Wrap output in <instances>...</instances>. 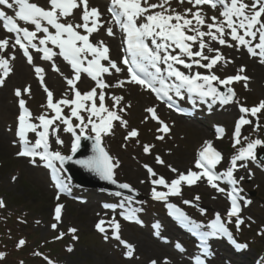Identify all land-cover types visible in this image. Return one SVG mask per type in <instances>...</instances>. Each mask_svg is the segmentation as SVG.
<instances>
[{"label":"snow or ice","instance_id":"1","mask_svg":"<svg viewBox=\"0 0 264 264\" xmlns=\"http://www.w3.org/2000/svg\"><path fill=\"white\" fill-rule=\"evenodd\" d=\"M184 2L185 0H179V3ZM187 2L192 4L195 11L188 8L183 13L177 12L171 8L170 0H159L158 3H149V0H111L108 11L116 24L127 34L126 51L131 56L129 58L128 55H125L122 59V64L126 66L128 72L127 79L109 85L103 79L104 74H111L113 70L120 73L124 69L111 59L110 49L103 40L97 43L91 42L90 36L99 32L104 24L101 20L102 13L98 8L90 7L89 0H48L49 7L47 8L31 2V0H0V6L17 9L14 15H8L3 7H0V20L3 21L4 29L15 34L11 44L7 37L0 39V72H2L0 85L4 84L5 78L11 73L10 62L15 59L14 52L10 56L2 55L9 47L22 49L30 64L33 62L30 48L42 53V58L45 60H52L54 56L60 55L74 70L71 78L65 77L69 90L73 94L72 98H69L68 93H65L62 98L54 101L53 92L46 85L44 86L47 93L46 106L54 111V115L49 117L47 113H42L35 118L39 123L31 122V112L25 106L26 101L23 98L19 99L21 112L18 116L17 135L22 141V150L17 155L30 157L33 164L36 163L38 157L53 170L54 174H58L61 168H57L54 162L58 161L63 166L67 161L72 160V155H64L60 151H51L49 137L50 135L55 136L56 142L63 145L64 141L60 139L58 134L60 126L63 124V131L71 133L74 137L71 144L73 154L80 148L82 137L94 142L93 155L87 159L77 160L76 163L96 172L102 179L115 184L117 181L114 178V169L118 164L113 163V157L102 146V139L104 134L111 132L114 121H119L124 126H127L128 122L120 114L125 111V108L120 107L123 97L113 94L110 97L113 105L109 109L105 104L106 93L104 89L124 87L125 83L137 84L145 90L155 93L157 98L167 103L170 108L174 106V97L183 98L186 94L189 98L197 97L204 102H208V98H211L213 103L219 101L221 104H228L233 101L236 94L234 89L228 85L241 80L246 82L249 77L240 74L245 71L244 67H241L236 75H230L224 79L212 72L211 69L219 62L223 61L225 65L231 62L224 58L219 48L212 47V42L229 47L243 46L247 48L251 56L259 57L264 63V0H251V3L245 2V0H187ZM204 5L210 6L212 9L220 7L222 9L220 15L206 19L207 14L203 11ZM77 9L81 10L80 23L62 22V18L72 16L74 10ZM155 9L159 10L154 11ZM17 19L34 25V30L22 27ZM209 20L211 22H208ZM50 28L55 29V31H51ZM205 28L206 31L203 30ZM38 33L44 35L39 36ZM107 33L108 35L114 34L112 27L107 28ZM49 43L58 47L59 52L57 53L52 47H49ZM205 50L208 53H214V55L206 54ZM105 61L107 64L103 63ZM178 66H183L188 71H182ZM194 66L209 71L206 74L200 71L193 72ZM53 69L59 71L55 65H53ZM35 72L43 84L44 69L36 66ZM81 73H86L91 77L95 81L96 87L81 93L76 87L81 78ZM217 85H224L227 91H221ZM245 86H247L246 83ZM97 88L100 89L99 92H97ZM24 91L29 92L30 89L26 88ZM15 94L17 97H22L20 89H17ZM97 99L100 102L99 106L96 103ZM193 103H195L194 99ZM65 107L69 109L70 115L63 114ZM177 110L182 111L178 106ZM262 110H264V101L250 109L244 106L240 107L242 115L235 124L234 146L241 144L242 126L253 123L251 119L247 118L248 115L256 118L254 131H259L261 125L258 114ZM82 111L87 115V119H85V115L81 114ZM146 111L160 123L161 128L158 131L163 133L170 131L168 125L157 116L155 107H149ZM73 117L78 123L73 124ZM57 121L60 123H56ZM29 132L35 133L38 137L34 143L28 140ZM217 133L218 138H222L224 129L218 127ZM137 136L138 131L133 129L128 133L126 139ZM158 138L163 139L164 137L161 135ZM243 140L246 141V144L231 157L230 166L223 171L218 172L216 170L223 156L213 147L210 140L205 141L198 152L195 168L199 171L189 169L186 174L179 173L175 179L169 182L163 176L157 177L155 171L150 166L145 165L150 176L154 177L151 180L152 185H154L152 188L153 198L166 201L169 195L181 194L182 183L191 186L202 179L219 192H225L226 190L220 187L218 182L226 180L232 186L231 191L227 193L231 201L227 216L229 219L235 216L237 227H239L243 223L239 217L242 199L240 193L243 189L238 185L240 180L244 178L240 177L237 180L234 173L238 169L246 167L247 161H257V149L264 148V139L259 137L255 139L243 137ZM149 150L150 146L146 145L144 151L149 152ZM157 162L164 163L159 157ZM171 171L175 173L177 169L172 168ZM59 186L64 188L63 184ZM119 186L122 189H131V185L127 183ZM155 186H164L168 191H158ZM195 199L199 200L200 197L196 196ZM184 203L192 202L185 200ZM244 203L250 204L251 201L244 200ZM3 206V200H0V207ZM105 207L115 206L105 205ZM168 207L173 209L172 214L177 219L189 224L193 223L176 205L169 204ZM62 208L63 205L58 204L56 206L55 219L57 221L60 220ZM122 215L125 216V219H137L135 210L127 214L122 213ZM105 223L104 220H100L96 225L101 233L107 232L106 227H104ZM52 227L56 228V224H53ZM108 227L113 230V238L127 248L126 255L131 257L134 246L121 238L120 223L113 219L108 222ZM160 227L159 223L154 225L157 230ZM200 228V225H196L205 254L209 248L207 241L210 237H227L236 248L247 247L246 244L236 241L219 213L211 222L210 231H199ZM70 231L75 233L76 229L72 228ZM62 235L63 233H61ZM157 235H159V231H157ZM108 238L105 235V239ZM24 243V240L19 241L20 246ZM177 247L182 248L180 244H177ZM4 255V253H0V257ZM196 261L197 264H206L205 259L201 256H197ZM49 264H53V262L49 261ZM152 264H156V261H152Z\"/></svg>","mask_w":264,"mask_h":264},{"label":"rangeland","instance_id":"2","mask_svg":"<svg viewBox=\"0 0 264 264\" xmlns=\"http://www.w3.org/2000/svg\"><path fill=\"white\" fill-rule=\"evenodd\" d=\"M200 70L206 73L209 71L204 68ZM211 71L219 74L221 78L235 74L229 70L222 72L213 69ZM37 88V91L25 96L28 99V105L35 114L46 107L44 92L40 85ZM231 88L236 94L235 100L231 104L250 106L259 105L261 101H264V80L247 86L239 81ZM14 89V87L9 89L12 95H14ZM113 94L123 97L120 107L125 108V111L120 114L128 123L127 126H124L118 122L112 134L104 135L105 142L103 141V144L110 156L113 157V163L118 164L114 169L115 180L121 184L131 185V189L126 190L136 192L137 196L100 188L96 190L104 191L107 197L99 194V200L113 205L112 195L126 196L140 203L139 211L135 215L141 216L143 220L144 217L145 220H148L152 216H155L159 221L164 220L166 212L170 213L165 209L164 201L153 200L150 193L142 196L132 186L127 169L135 174L142 172L148 176L147 168H144V165H148L158 174L167 177L169 181L175 175L168 168L170 166L181 168L188 162H193L195 152L203 143L205 136L201 132L193 130L192 127L183 126L180 123L175 126L171 124V127L173 126L172 133L163 135L158 131V126L149 119L144 106L138 101L142 91L128 85L118 87L116 91L107 90L106 97L109 99L110 109L113 105L110 97ZM7 102L9 103V100ZM13 106L15 107V117L18 110L16 97H14ZM10 116L11 110L6 109L0 103V136H2L0 138V200L4 202V206L0 207V253L5 254L0 257V264H49V261H52L53 264H140L142 261L147 262L144 260L145 254L140 249L139 252L135 251L136 253L128 257L127 249L125 252L123 245L113 238V230L108 227V222L115 219L114 217L105 220L104 227L107 232L101 233L89 219L84 207H80L69 197H64L61 201L55 199L56 195L53 193L55 191L50 190L45 168L37 161L33 164L31 160L17 155L19 153L18 145L16 142L14 144L11 138L4 140L3 135L10 137L14 134L16 118ZM258 116L261 125L259 131H254L255 123L248 126L242 136L241 145L237 148L232 147L226 139L217 141L227 156L222 166L223 170L230 166V159L238 149L246 144L243 137L264 139V110ZM254 119L256 120L255 117ZM168 121L172 122V120ZM180 125L182 127H179ZM133 129L138 131V136L126 139L128 131ZM161 135H163V139L158 138ZM209 136V139H214L211 130ZM59 137L64 143L63 145L58 144L54 136L52 139L53 150L60 151L64 155L72 154L71 137L64 132H60ZM146 145L150 146L149 153L144 151ZM261 149L263 148L257 149V155ZM158 157L164 161L163 164H156ZM60 168L63 171L62 167ZM244 168L247 173L242 175L244 179L240 180V187L243 189L241 193L244 200H250L251 203L245 209L244 225L240 224L237 227L233 219H230L228 224L231 225L229 227L233 230V234L242 242H251L252 248H247L248 254L245 257L241 255L243 259L247 260L248 264H253L255 260L260 259L264 264V162L258 158L257 161L250 160L246 162ZM63 173L66 176L64 171ZM68 179L72 181L71 178ZM71 184V188L89 197L84 193L88 189L87 187H81L75 181H72ZM181 186L184 187L183 192L177 197L174 196L173 200L184 206L183 213L193 223L200 225L201 228H209L210 222L215 219L217 213L220 214L222 220L227 221V186L220 185L226 190L222 192L223 195L217 193V189L201 181L191 186ZM251 191H255V195L251 196ZM98 196L92 194L89 197V202L95 203ZM196 196H199L200 199L196 200ZM186 199L193 200L194 204L184 203ZM57 203L63 205L61 216L65 211L63 218H60L59 221L55 219ZM115 220L121 225V238L134 246L137 242L136 233L137 236L140 234L138 229L131 228L126 223L123 224L124 222L117 218ZM152 223L154 222L152 221ZM53 224H56V228L52 227ZM72 228L76 229L75 233L70 231ZM61 233H63L62 236ZM105 235L109 237L107 240ZM21 240L25 241L23 246H19ZM136 248H138V242Z\"/></svg>","mask_w":264,"mask_h":264},{"label":"bare ground","instance_id":"3","mask_svg":"<svg viewBox=\"0 0 264 264\" xmlns=\"http://www.w3.org/2000/svg\"><path fill=\"white\" fill-rule=\"evenodd\" d=\"M35 1L37 4L42 3L43 4L42 6L45 8L49 7L48 0H35ZM150 1H153L155 3L159 2V0H149V3H152ZM170 6L171 8L175 7L177 12H181V10L183 9L185 10L188 8H192L193 11H195V8H193L192 4H187L186 1L184 3H179V0H170ZM203 11L207 14L206 19L207 17H211L214 15L217 16L213 12V9L210 6L204 5ZM80 17H81V11L76 10L74 11V14L72 16L65 18V19H68V21L72 23L74 20L80 19ZM208 22H211V21L209 20ZM20 23L22 27L30 28L29 25H32L24 21H20ZM50 30L55 31L54 29H51V28ZM203 30L206 31L207 29L205 28ZM6 34H8V32L0 26V37L5 36ZM38 35L43 36L44 34L38 33ZM94 37H95L94 39L96 40H99V41L103 40V41L108 42V44L111 46V49H112L111 54L109 53V55L114 56L116 53H118L119 45L113 37L105 36L103 35L102 32L95 34ZM227 39H230V38H227ZM232 43L235 44V42H232ZM49 45H51V43H49ZM212 47L219 48L224 58L228 61H231L230 63H227L226 65L224 64L223 61L219 62L214 67V69H216L217 71L220 70L223 72V71L229 70L237 74L238 70L241 67H244L245 71L240 74L243 76L249 77V79L246 82L241 80L242 82L246 84H253V83L256 84L264 80V64L258 59V57H254V56H251L250 54L245 53L242 46L229 47L227 45H219L217 42H212ZM13 52L15 53V59H12L10 63H12V67L14 71L10 73L8 77L5 78L8 81V86H6L5 89L4 88L0 89V103L3 104V106L6 109L11 110L10 117L14 116V112H15L14 111L15 107L13 106L14 100L8 96L10 87L12 86L18 87L19 89H22V91H24L26 88H29L30 90H37L36 82H39L40 80L35 70L30 69L31 64L28 62L27 59L21 56L20 52L18 54L11 47H9L7 51H5V55L10 56ZM205 53L208 55H214V53H208L207 50H205ZM53 59H55L54 63H47L46 64L47 67L44 68V73H43L44 81L48 82L51 85L55 93L57 94L64 93V92L66 93L68 89V84L65 80V77L71 78L73 71L71 70L69 63L66 60L64 59L61 60L59 57L58 58L54 57ZM45 62H48V60H45ZM53 65L58 67L59 71H55L53 69ZM194 67L192 70H194ZM136 86L137 88H140V85H136ZM218 87L220 89L222 88L221 85H218ZM7 100H9V103L7 102ZM140 103L143 104L144 106L149 105L150 107H155L156 111L162 112L168 117L173 116L171 115L170 110L163 107V105L160 104L159 102L150 100L149 97L145 94H142ZM197 104H198L197 109L199 110V112L200 110L203 111V109L201 108L205 107L204 110H206V112L211 114L210 117L206 118V123H205L204 128H201L199 124L195 123L197 124L196 126L199 129H201V132L204 134L205 137H209L210 135L209 134V123H211L212 121L217 122L219 120L226 122L232 115L237 113L236 105H221V103L220 102L218 103V101L215 103L198 102ZM180 118L181 117H178L177 120H180ZM180 123L186 124L188 122H185V120H182ZM1 137L2 136H0V138ZM3 138L5 141L6 139H9V138H11L13 141L16 140L15 136L13 135H10V137H8V135H3ZM184 166L183 167L181 166V168H175L177 169V172L175 173L171 171V169L174 167L169 168V170L171 171V173L178 175L179 173L188 172L189 169H192V170L194 169L193 168L194 166H192V164L189 162ZM127 170L132 180V186L136 188L140 192V194H142V196L147 195L148 193H150V191H152V188L154 187V185H152L151 180L147 175H144L142 172L135 174L131 170L129 169ZM246 173L247 171L245 170V168H240L234 173V175L236 176V178H238V177H242V175L243 176L246 175ZM94 191L97 192L96 190ZM100 194L107 197V195H105L104 192ZM112 196L114 198V202L118 204V207L121 206L123 209L131 208L132 210H136L134 208L137 207L138 209V205L140 204L139 201H136L132 198L129 199V197H126V196L117 195V194H114ZM221 204H222V201H221ZM80 205L86 207L87 210L85 212L88 213L89 219L94 225H97V223L100 220H104V221L107 220L106 218L110 216L114 218L121 217V214L119 213V211H115V212L111 211V210H114V207L113 208L105 207L106 204H98L96 206L93 203L92 204L91 203H80ZM114 206L117 207L115 204ZM110 212L112 213V215L109 214ZM64 213L62 214L60 218H63ZM177 220L178 219L176 216L172 214L171 215L167 214L166 220L160 222V226H161L160 231H164V232L166 231L169 237L173 241H175L176 239H179L180 233L182 234L183 232V230H181L180 227H178ZM148 224L149 223L146 222L142 226L144 230H142V228L138 230L140 232V235L138 236L136 235V241L138 242V248H134V250L136 249L137 252H139V249H140L145 254L144 260H146L147 262L156 261V263L158 264H190L188 260L184 259V256H183L184 251L180 249L176 250V248H172V246L168 244V242L165 243L161 239L160 234L159 235L155 234L157 237L153 235L154 233L153 229H151V227L148 226ZM160 231L159 233H162ZM217 252L219 251L217 250ZM225 257H224L225 262H231L228 257L227 258ZM235 261L236 263L239 264L238 258H235ZM147 262L142 261L140 262V264H147Z\"/></svg>","mask_w":264,"mask_h":264},{"label":"water","instance_id":"4","mask_svg":"<svg viewBox=\"0 0 264 264\" xmlns=\"http://www.w3.org/2000/svg\"><path fill=\"white\" fill-rule=\"evenodd\" d=\"M79 176V175H78Z\"/></svg>","mask_w":264,"mask_h":264}]
</instances>
